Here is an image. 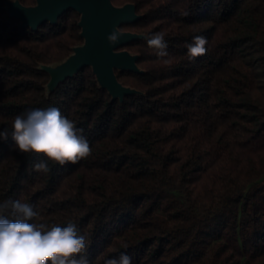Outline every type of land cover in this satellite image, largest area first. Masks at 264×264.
Returning <instances> with one entry per match:
<instances>
[{"label":"trees","instance_id":"1","mask_svg":"<svg viewBox=\"0 0 264 264\" xmlns=\"http://www.w3.org/2000/svg\"><path fill=\"white\" fill-rule=\"evenodd\" d=\"M111 2L133 3L140 15L119 27L141 34L119 47L138 55L139 68L114 70L135 90L122 99L91 66L46 88L43 65L84 42L78 11L32 29L0 0V129L11 131L26 110L57 107L92 148L40 173L33 164L46 158L20 153L9 135L0 141V201L22 198L36 222L76 223L90 264L121 252L132 264H264V0ZM159 31L171 66L143 38ZM194 35L207 51L190 61Z\"/></svg>","mask_w":264,"mask_h":264},{"label":"clouds","instance_id":"2","mask_svg":"<svg viewBox=\"0 0 264 264\" xmlns=\"http://www.w3.org/2000/svg\"><path fill=\"white\" fill-rule=\"evenodd\" d=\"M123 34V30L114 25L106 37L109 46L119 44ZM165 36L164 31L143 34L157 62L171 66L174 57L168 52ZM206 44L204 36L194 35L185 45L187 58L192 61L204 55ZM9 135L20 153L46 158L33 164V170L40 173L50 171L48 162L60 166L76 164L92 154L83 129L57 107L32 108L17 114L12 119L11 131L0 129V141H7ZM38 217L34 205L22 198L0 201V264H90L86 258L89 237L76 223L61 226L36 222ZM127 247L125 244L124 248ZM103 264H132V258L121 252L119 256L105 258Z\"/></svg>","mask_w":264,"mask_h":264},{"label":"water","instance_id":"3","mask_svg":"<svg viewBox=\"0 0 264 264\" xmlns=\"http://www.w3.org/2000/svg\"><path fill=\"white\" fill-rule=\"evenodd\" d=\"M10 15L20 19L22 25L36 29L41 23H56L58 17L67 9L73 8L80 13L79 25L84 42L75 46L73 52L58 66L43 67L50 73V88L71 77L85 66H91L100 85L106 88L113 98L122 99L135 92L134 89L122 85L115 74V69L139 71L136 64L137 54L126 49H119L141 34L123 30L120 43L110 47L106 37L113 26L137 20L140 15L135 12L133 3L121 6L114 5L111 0H36V4L26 6L18 0H6Z\"/></svg>","mask_w":264,"mask_h":264},{"label":"rangeland","instance_id":"4","mask_svg":"<svg viewBox=\"0 0 264 264\" xmlns=\"http://www.w3.org/2000/svg\"><path fill=\"white\" fill-rule=\"evenodd\" d=\"M5 4H6V8L8 9L9 8L8 3L6 2ZM65 59H63L62 61H59V62H54V63H51V64H47V66H49V67H58ZM46 88L49 90L50 82L47 83Z\"/></svg>","mask_w":264,"mask_h":264}]
</instances>
